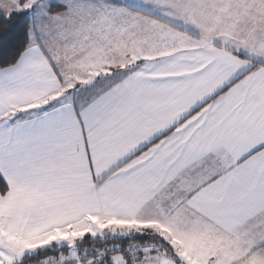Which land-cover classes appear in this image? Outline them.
I'll use <instances>...</instances> for the list:
<instances>
[{
	"label": "snow or ice",
	"instance_id": "snow-or-ice-1",
	"mask_svg": "<svg viewBox=\"0 0 264 264\" xmlns=\"http://www.w3.org/2000/svg\"><path fill=\"white\" fill-rule=\"evenodd\" d=\"M0 264H264V0H0Z\"/></svg>",
	"mask_w": 264,
	"mask_h": 264
}]
</instances>
